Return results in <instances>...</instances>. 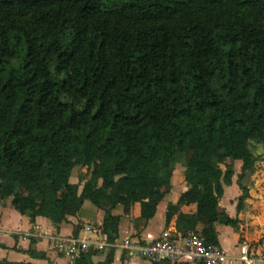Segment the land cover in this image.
<instances>
[{
	"label": "trees",
	"instance_id": "trees-1",
	"mask_svg": "<svg viewBox=\"0 0 264 264\" xmlns=\"http://www.w3.org/2000/svg\"><path fill=\"white\" fill-rule=\"evenodd\" d=\"M256 142L264 0H0V199L31 222L58 228L89 200L113 241V209L148 221L183 164L188 188L165 223L201 222L198 236L218 245L215 225H238L219 199L240 161L241 209ZM76 166L81 191L69 181ZM190 204L196 213L182 214ZM94 253L72 264H111V251L96 263Z\"/></svg>",
	"mask_w": 264,
	"mask_h": 264
},
{
	"label": "crops",
	"instance_id": "crops-1",
	"mask_svg": "<svg viewBox=\"0 0 264 264\" xmlns=\"http://www.w3.org/2000/svg\"><path fill=\"white\" fill-rule=\"evenodd\" d=\"M239 163V161H237ZM241 163V162H240ZM240 166H238L240 171ZM257 165L242 181V184L248 189V196L244 198L241 209H236L237 198L241 195V189L237 184L236 177H232L231 184L224 186L223 196L219 199V205L227 211L231 217L238 219L237 228L227 225L216 224L215 230L218 233V246L232 257L245 250L248 246L262 245L264 238V172L253 178ZM184 165L175 166L169 193L165 194L158 203L155 215L148 221H144L137 216L136 212L130 215H124L121 206L113 209V214L121 216L118 227V234L123 230L137 234L146 240H152L166 228L175 230L179 234L197 235L203 228L201 222L187 224L185 221H179L175 215L170 223H165L166 207L169 203H176L180 194L187 190L183 179ZM235 171V170H234ZM251 177V178H250ZM251 179V181L249 180ZM70 183L78 184L79 191L85 181L84 172L79 167H74L69 178ZM180 212L184 215L196 213V205L190 204L180 207ZM104 212L94 206L89 200H84L76 216H68L67 219L56 226L46 217L37 216L34 222L30 218L19 213L11 205V198L0 199V259H6L10 262H29L33 264H72L73 258L67 256L52 247V238L56 235L75 236L86 241L99 239L103 232L101 224ZM79 224L77 233L74 234L73 226ZM36 252L44 253L45 258L33 257L28 254L29 248ZM89 249L95 253L91 256L93 263L103 261L109 251L112 252L111 264H153L150 261L138 256L131 255L126 248L115 244L111 247H104L97 250L92 246ZM224 264H239L236 261H228Z\"/></svg>",
	"mask_w": 264,
	"mask_h": 264
},
{
	"label": "built area",
	"instance_id": "built-area-1",
	"mask_svg": "<svg viewBox=\"0 0 264 264\" xmlns=\"http://www.w3.org/2000/svg\"><path fill=\"white\" fill-rule=\"evenodd\" d=\"M115 244L126 248L133 256H138L152 263L169 264H224L236 261L239 264H264V243L248 246L237 256H229L218 245H207L197 235L179 234L166 228L152 240H146L137 234L123 230L113 240H107L103 233L99 239L86 241L75 236L56 235L52 238V247L71 258L78 256L90 246L100 250Z\"/></svg>",
	"mask_w": 264,
	"mask_h": 264
},
{
	"label": "rangeland",
	"instance_id": "rangeland-1",
	"mask_svg": "<svg viewBox=\"0 0 264 264\" xmlns=\"http://www.w3.org/2000/svg\"><path fill=\"white\" fill-rule=\"evenodd\" d=\"M259 144H260V146H259ZM250 147L252 148L253 154H254V156L257 159L256 162H255V164L257 165L256 172L253 173V175H254L253 178H256V177L260 176L264 172V147H263V145L260 142L251 143ZM240 164H241L240 161H239V163L237 161L233 162V167H234L235 172L239 171V169H238L239 167L238 166ZM234 176L236 177L235 174H234ZM249 180L251 181V179H249ZM256 183L259 184L260 181H258V179H257Z\"/></svg>",
	"mask_w": 264,
	"mask_h": 264
},
{
	"label": "water",
	"instance_id": "water-1",
	"mask_svg": "<svg viewBox=\"0 0 264 264\" xmlns=\"http://www.w3.org/2000/svg\"><path fill=\"white\" fill-rule=\"evenodd\" d=\"M259 146H260V144H259Z\"/></svg>",
	"mask_w": 264,
	"mask_h": 264
}]
</instances>
